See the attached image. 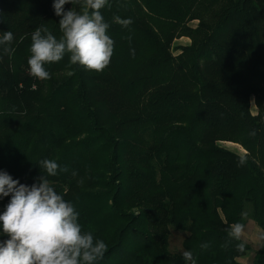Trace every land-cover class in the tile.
<instances>
[{"label":"trees","instance_id":"16d2710c","mask_svg":"<svg viewBox=\"0 0 264 264\" xmlns=\"http://www.w3.org/2000/svg\"><path fill=\"white\" fill-rule=\"evenodd\" d=\"M53 3L0 0V37H15L10 57L0 46V171L31 186L41 160L67 168L44 175L82 231L106 243L96 264H192L171 253L172 229L188 234L195 264H240L251 247L227 229L249 208L264 233V0H109V66L88 71L66 54L40 80L29 74L31 35L43 25L61 36ZM183 37L192 44L175 58Z\"/></svg>","mask_w":264,"mask_h":264},{"label":"clouds","instance_id":"9594fccd","mask_svg":"<svg viewBox=\"0 0 264 264\" xmlns=\"http://www.w3.org/2000/svg\"><path fill=\"white\" fill-rule=\"evenodd\" d=\"M69 3L73 7L65 10ZM106 6L110 7L109 0H54L61 36L57 38L43 25L33 31L27 60L29 74L40 80L50 79L45 65L61 61L66 54L71 65L103 72L114 54V40L108 34L110 25L101 12ZM114 21L123 28L133 23L131 18L120 16H114ZM14 38L10 30L0 37L3 56L10 57L15 52L11 47ZM238 163L243 165L246 158L239 157ZM39 166L47 176L67 171L52 159L41 160ZM44 172L37 183L29 186L0 171V198L11 197L0 214V230L8 237L0 241V264H96L108 250L106 243L94 239L91 232L82 231L79 213L54 190ZM244 230V224L236 222L227 229V235L240 241ZM259 239L264 241V234ZM237 247L243 251L245 245L239 243ZM182 255L186 262L195 264L191 251Z\"/></svg>","mask_w":264,"mask_h":264},{"label":"rangeland","instance_id":"374dc122","mask_svg":"<svg viewBox=\"0 0 264 264\" xmlns=\"http://www.w3.org/2000/svg\"><path fill=\"white\" fill-rule=\"evenodd\" d=\"M200 24L199 21L191 22L188 26L190 28L196 29ZM192 44V40L190 38H180L174 41L171 47V52L173 57L177 58L182 54V48L188 47ZM251 111L254 116H257L258 110L255 103V98L251 99ZM222 148L231 151L239 156H245L247 152L241 148L240 146L233 143H225L221 145ZM244 236L242 237V241L248 244L251 247V250L247 253V255L243 258H240L238 262L240 264H254V258L256 252H258L262 245L263 241L259 239L261 234H264L263 231L258 227V225L250 218V210L249 208L246 210L244 215ZM188 234L180 233L177 231L171 230L169 244L170 251L172 254L182 255L183 250V242L187 238Z\"/></svg>","mask_w":264,"mask_h":264}]
</instances>
